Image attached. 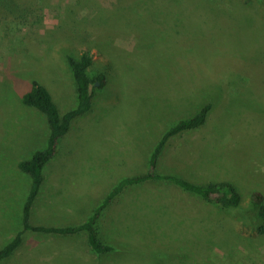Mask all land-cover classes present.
<instances>
[{
	"label": "rangeland",
	"instance_id": "1",
	"mask_svg": "<svg viewBox=\"0 0 264 264\" xmlns=\"http://www.w3.org/2000/svg\"><path fill=\"white\" fill-rule=\"evenodd\" d=\"M83 51L105 84L44 168L32 226L82 223L120 179L146 173L165 130L206 103L205 125L169 142L158 170L233 183L244 209L252 191L264 196V0H0V248L21 229L30 185L17 163L48 136L21 97L35 80L60 116L73 109L65 57ZM101 224L123 250L99 259L84 234L25 232L0 264H264L256 215L240 220L173 185L128 189Z\"/></svg>",
	"mask_w": 264,
	"mask_h": 264
},
{
	"label": "trees",
	"instance_id": "2",
	"mask_svg": "<svg viewBox=\"0 0 264 264\" xmlns=\"http://www.w3.org/2000/svg\"><path fill=\"white\" fill-rule=\"evenodd\" d=\"M111 4L112 7L115 3ZM108 39L110 40V38ZM65 61L75 87L76 105L73 109L60 116L47 88L35 80L30 82V89L21 97L24 106L33 108L44 115L48 136L43 150L35 151L29 159L17 163V169L29 177L30 185L22 206L21 229L7 244L0 248V262L9 258L14 250L20 247L22 235L25 232L60 237L84 234L91 254L99 259H105L111 254L120 252L123 250V244L109 241L107 237L103 236L101 218L114 200L121 197L128 189L148 183L173 185L197 201L209 205L219 212L236 214L243 221L248 217L249 212H252L260 221V224L255 227L256 233L259 236L264 235V196L261 192L252 191L248 196L250 203L244 209L241 205L240 191L233 183L226 181L195 183L180 174H166L158 170L159 159L169 142L184 134L199 131L205 125L211 108L209 103L200 106L189 118L179 120L165 130L148 157L146 173L120 179L82 223L62 227L32 226L29 222L30 211L44 182V168L48 162L56 157L60 149V141L69 132L73 121L90 110L94 93L105 84L103 76L99 75L95 78L89 76L88 70L93 64L89 52L83 51L78 58L67 55ZM95 83H98V86ZM146 246L147 248H154L155 245L147 244Z\"/></svg>",
	"mask_w": 264,
	"mask_h": 264
},
{
	"label": "water",
	"instance_id": "3",
	"mask_svg": "<svg viewBox=\"0 0 264 264\" xmlns=\"http://www.w3.org/2000/svg\"><path fill=\"white\" fill-rule=\"evenodd\" d=\"M96 86H98V83H95Z\"/></svg>",
	"mask_w": 264,
	"mask_h": 264
}]
</instances>
